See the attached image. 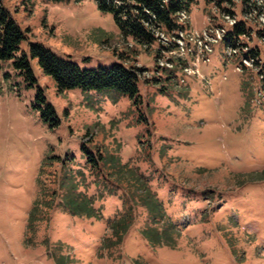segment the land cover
<instances>
[{"label": "rangeland", "instance_id": "374dc122", "mask_svg": "<svg viewBox=\"0 0 264 264\" xmlns=\"http://www.w3.org/2000/svg\"><path fill=\"white\" fill-rule=\"evenodd\" d=\"M243 1L197 0L181 26L202 31L220 14L215 22L234 32L222 19L231 11L246 26L241 42L264 63V29L245 20ZM4 5L27 54L41 44L82 70L120 64L141 78L138 101L114 90L59 93L37 60L34 88L0 61V264H264L255 71H238L224 42L198 77L165 70L168 37L144 48L97 0ZM39 89L58 126L42 119Z\"/></svg>", "mask_w": 264, "mask_h": 264}, {"label": "trees", "instance_id": "16d2710c", "mask_svg": "<svg viewBox=\"0 0 264 264\" xmlns=\"http://www.w3.org/2000/svg\"><path fill=\"white\" fill-rule=\"evenodd\" d=\"M58 1V0H50ZM213 1V0H209ZM225 1V0H224ZM100 10L110 12L124 35L146 49H150L155 41H159L158 32L166 35L178 28V17L189 12L197 0H97ZM242 26H236L229 34L231 44L245 35ZM25 33L13 18L12 13L0 0V61L11 62L17 74L29 87L34 88L38 80L31 66V59L37 60L38 66L47 77L56 84L59 93L81 89L83 91H110L130 97L134 101L140 99L138 82L141 70L137 67L127 69L117 64L112 68L82 70L77 64L61 59L41 44H31L27 54L22 45ZM36 106L41 111L44 122L51 127L59 125L54 107L47 103L43 91L39 89ZM44 106V108H42Z\"/></svg>", "mask_w": 264, "mask_h": 264}, {"label": "built area", "instance_id": "2783aa9c", "mask_svg": "<svg viewBox=\"0 0 264 264\" xmlns=\"http://www.w3.org/2000/svg\"><path fill=\"white\" fill-rule=\"evenodd\" d=\"M245 7V19L257 23L264 29V0H246ZM223 18L230 26L237 24V20L232 14H223ZM187 19L186 13L180 14L179 21L181 23L186 22ZM164 36L168 38L164 40L162 50L173 56L172 60L167 62L166 65L172 69L174 68V60L187 62L188 58H193V64L186 63L183 70L187 75H194L199 73L197 66L200 60H209L208 55L213 52V45L226 40L227 31L221 26L211 25L201 32L180 29L176 35L171 37L162 32L157 33L160 42H162ZM261 40L264 43V31ZM247 50L248 48L241 44H238L237 47H228L227 57H241L242 68L256 71L264 90V63L258 58L246 54ZM162 52L160 50V54Z\"/></svg>", "mask_w": 264, "mask_h": 264}]
</instances>
